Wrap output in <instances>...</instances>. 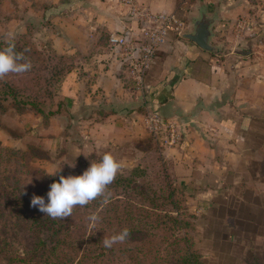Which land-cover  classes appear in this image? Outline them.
Here are the masks:
<instances>
[{"label":"crops","instance_id":"obj_1","mask_svg":"<svg viewBox=\"0 0 264 264\" xmlns=\"http://www.w3.org/2000/svg\"><path fill=\"white\" fill-rule=\"evenodd\" d=\"M79 1L77 8L46 19L57 52L85 57L60 84L68 110H62L63 103L59 113L53 110L46 128L49 137L57 136L59 123L68 145L77 128L81 142L74 146L79 153L83 146L92 147L99 159L105 153L116 157L117 152L135 157L154 137L177 184L190 192L191 200L204 204L198 212L205 211L223 187L235 186L232 182L245 163L256 162L261 171L264 145L260 150L262 144L254 143V127L264 122V0ZM48 4L57 5L51 0ZM202 8L216 17L211 43L219 53L182 36L193 29ZM172 13L184 22V30L169 33L146 73L144 88H137L110 37L139 36L149 27L141 15ZM155 114L163 123L158 132L150 122ZM128 165L139 166L134 161Z\"/></svg>","mask_w":264,"mask_h":264},{"label":"trees","instance_id":"obj_2","mask_svg":"<svg viewBox=\"0 0 264 264\" xmlns=\"http://www.w3.org/2000/svg\"><path fill=\"white\" fill-rule=\"evenodd\" d=\"M80 4L79 0H70L46 8L44 19ZM9 43H14L16 51L30 64L32 59L40 60L29 41L0 42V49ZM73 68L53 67L48 76L28 70L24 73L29 83L24 88L9 80L10 74L0 78V111L12 104L20 112L32 107L44 114L38 95L45 89L52 100L55 92L51 89L55 90ZM34 73L38 74L32 78ZM34 88L37 95L27 93ZM34 148L23 150L0 143V264H202L204 254L189 234L193 222L186 217L189 211L180 200L181 189L173 184L169 168L164 169L165 183L149 180L148 189L138 180L147 177L145 169L138 166L128 174L118 173L101 196L87 205L75 206L66 219H53L30 206L32 197L39 195L47 200L50 185L60 175H79L83 171L60 170L49 175L32 165L38 157ZM93 215L95 221L91 220ZM83 220L91 221L92 226L89 228ZM124 229L129 235L123 242L111 248L103 246L104 238ZM45 232L48 239L43 237ZM18 244L24 252H18Z\"/></svg>","mask_w":264,"mask_h":264},{"label":"rangeland","instance_id":"obj_3","mask_svg":"<svg viewBox=\"0 0 264 264\" xmlns=\"http://www.w3.org/2000/svg\"><path fill=\"white\" fill-rule=\"evenodd\" d=\"M48 2L49 0H0V42L5 44L10 41H29L37 49V57L40 58L35 61L32 59L30 70H39L36 72L47 74L45 76L52 72L53 67L56 70H67L71 66L75 67L85 58L80 54L59 53L53 47L52 27L50 21L44 19L45 9L52 7ZM51 2L57 4L56 6L62 4L60 0H51ZM254 2L258 0H247L248 4ZM249 6L247 5L245 9L248 10ZM262 53L264 55V51ZM37 74L34 73L31 77ZM7 78L20 88H24L29 83L26 73H10ZM55 88V90L51 89L53 93L55 92L52 100L45 93V89L38 95L44 114L38 113L32 107L20 112L12 104H8L6 110L0 111V143L23 150L35 147L34 151L38 157L32 160V165L47 172L58 170L82 172L93 160L98 161L97 157L101 155L94 153L90 146L81 147L82 153H79L73 144L75 141L81 142L76 139L79 134L77 128L72 129V138L67 140L68 145L66 139L61 136L58 122L55 124L58 129L57 136L51 138L47 135L49 131H46L48 130L46 128L49 127L51 116L48 113L53 110L61 111L62 103L64 105L62 110H65V107L67 109L68 106L67 99H63L59 94L60 84ZM27 93L32 96L37 95L35 88ZM260 117L264 121V113H261ZM254 132L257 138L254 143L257 141L261 143V150L264 145V122H259L254 127ZM152 140L153 138L149 137L141 150L142 153L140 152V155L139 152L135 153V157L128 152L116 153V157L124 164L119 173H130L134 168L126 167L131 161L148 172L147 177L138 179L146 189H148L146 183L151 182L149 180L164 184L166 177L164 169L169 168L160 144ZM84 153L89 156L86 157ZM263 156L264 152L261 157ZM256 167V162L245 163L243 169L239 171L240 177L232 182L235 186L223 187L220 190L221 195L215 201L206 204L207 209L203 212H198L197 209L204 204L197 203L196 198L191 200L190 192L179 186L172 177L173 184L181 189L180 200L189 211L186 217L193 222V227L188 231L195 241V246L204 254L202 264H264V166L260 172ZM239 180L241 183L247 181L250 184L238 186ZM190 214L194 215L191 219ZM83 222L89 228L92 226L91 221L87 223L83 220ZM43 237L48 239L49 234L45 232ZM18 245V252H24L22 245Z\"/></svg>","mask_w":264,"mask_h":264},{"label":"clouds","instance_id":"obj_4","mask_svg":"<svg viewBox=\"0 0 264 264\" xmlns=\"http://www.w3.org/2000/svg\"><path fill=\"white\" fill-rule=\"evenodd\" d=\"M30 68L31 64L25 61L22 53L16 51L14 43H9L7 47L0 49V78L10 73H24ZM84 155L89 156L86 153ZM123 167L121 160L112 153H105L98 161L93 160L82 174L60 175L59 180L50 185L47 200L44 196L34 195L30 206L50 218L66 219L72 215L75 206L87 205L101 196ZM58 171H48L47 174L55 175ZM96 219L95 215L91 217L93 221ZM128 235V229H124L111 237L104 238L103 246L111 248L114 244L123 242Z\"/></svg>","mask_w":264,"mask_h":264},{"label":"built area","instance_id":"obj_5","mask_svg":"<svg viewBox=\"0 0 264 264\" xmlns=\"http://www.w3.org/2000/svg\"><path fill=\"white\" fill-rule=\"evenodd\" d=\"M142 18L149 22V27L142 29L139 36L113 35L110 44L117 49L124 65L129 71V80L137 87L144 88L147 71L154 63L157 49L166 43L171 31L181 34L184 22L174 13L172 14H144ZM153 131L161 130L163 123L158 114L150 117ZM172 140H176L177 132L171 126Z\"/></svg>","mask_w":264,"mask_h":264},{"label":"water","instance_id":"obj_6","mask_svg":"<svg viewBox=\"0 0 264 264\" xmlns=\"http://www.w3.org/2000/svg\"><path fill=\"white\" fill-rule=\"evenodd\" d=\"M216 22L215 16H209L206 8L200 10V17L194 21L192 30H185L182 36L195 42L203 50L219 53L220 48L211 43L214 35L213 26Z\"/></svg>","mask_w":264,"mask_h":264}]
</instances>
